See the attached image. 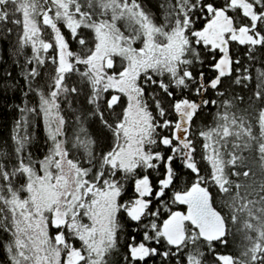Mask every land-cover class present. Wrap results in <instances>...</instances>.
Instances as JSON below:
<instances>
[{
    "label": "trees",
    "instance_id": "trees-1",
    "mask_svg": "<svg viewBox=\"0 0 264 264\" xmlns=\"http://www.w3.org/2000/svg\"><path fill=\"white\" fill-rule=\"evenodd\" d=\"M243 1L251 5L248 10L231 0H62L65 18L53 15L51 0L37 1L35 19L39 22L48 9L56 17L60 42L72 54L56 104L63 149L71 156L76 146L83 147L85 179L99 189L109 183L117 189L112 241L98 264H264V16L253 19L248 13L260 14L264 0ZM11 4L0 11V264H29L16 205L27 197L21 167L38 166L50 146L40 96L56 88V40L39 25L41 42L49 47L35 56ZM219 12L233 30H249L259 40L237 41L223 34L224 46L217 43L210 34ZM66 19L76 24L73 31ZM148 31L155 53L181 32L176 58L142 56ZM98 34L116 49L108 58L113 72L121 67L122 54H140L143 60L136 85L149 118L144 148L152 158L149 166L130 172L108 165L122 140L118 125L126 99L106 88L104 79L97 80L88 65ZM223 47L228 74L219 77ZM182 101L194 107L186 123L176 111ZM182 144L188 145L193 168ZM142 178L149 188L145 208L129 215L125 209ZM196 183L209 192L224 235L208 242L187 231L180 247L171 248L159 226L177 208L173 195ZM83 220L78 211L72 230H48L63 237L62 257L67 248L80 249L77 230Z\"/></svg>",
    "mask_w": 264,
    "mask_h": 264
},
{
    "label": "rangeland",
    "instance_id": "rangeland-1",
    "mask_svg": "<svg viewBox=\"0 0 264 264\" xmlns=\"http://www.w3.org/2000/svg\"><path fill=\"white\" fill-rule=\"evenodd\" d=\"M8 1L12 2L11 6L13 5L20 15L23 40L31 48L33 54L37 56L39 52L47 50L49 44L41 42L43 32L39 26L40 21L38 22L34 17L38 12L35 10L38 7V0H0V11ZM51 3L55 7L53 15L65 18L62 0H51ZM232 3L240 5L243 11L248 10L251 6L243 0H231ZM4 9L2 8V11ZM248 13L253 19L264 16V10L260 14ZM42 14L43 12L40 13V16ZM50 15L54 22L52 29L49 30L56 40L57 66L53 84L56 85V88L53 87L50 92L40 96L43 122L50 146L38 166L21 167L27 180V197L16 205L19 213L18 222L19 224L23 223V233L26 236L23 246L28 253L26 261L29 264H98L103 250L112 241L117 189L113 183L106 184L99 189L85 179L86 172L83 168L88 169V167H86V153L83 147L76 146V149L72 150L71 156L63 149L62 121L57 114L56 104L61 75L70 70L72 54L66 43L60 42L56 17ZM223 19H220L219 25L225 24ZM66 26L70 31H73L76 24L67 22ZM225 28L227 29H224L226 30L224 32L220 27L219 33L223 46L225 43L223 34H226V39L231 38L250 43L260 38L257 34L251 35L249 30H233L231 26ZM147 29L149 30L148 27ZM181 35V32L178 35H172L170 41L155 53L156 49L152 45L148 31L144 51L140 54L144 57H152L154 54L153 57L156 56L162 60L167 57L166 60L171 61L176 58L183 43ZM210 36L215 37L214 34H210ZM96 37L95 48L87 56L89 58L87 59L88 65L94 70L97 80L103 81L104 79L106 88L123 94L126 99L124 112L118 125L122 140L119 147L109 156L108 165L110 168H118L126 172L132 171L138 165L149 166L152 155L144 148L149 137V118L140 97V90L136 85L138 68L143 65L141 55L139 54L140 60L136 55L122 54L124 61L121 63V67L113 72L110 56L116 53V49L105 35L98 34ZM203 37L205 38V36ZM210 39L212 38L207 41L209 42ZM193 110L194 107L190 103L179 102L176 111L179 114L180 122L186 123ZM182 129H177L180 143L185 141L183 132H180ZM182 146L186 154V163L193 168L189 150H187L188 145L182 144ZM135 189L137 196L125 209L129 215L142 213L146 205L145 196L149 193V188L143 178L135 182ZM78 211H82L84 217L83 223L77 230L80 249L70 250L67 248L62 257L61 254L65 249L63 237L60 233L55 235L49 233L48 230L52 228V232H55L64 226L72 230V219H75ZM135 251V254H139L141 248L138 247Z\"/></svg>",
    "mask_w": 264,
    "mask_h": 264
},
{
    "label": "water",
    "instance_id": "water-1",
    "mask_svg": "<svg viewBox=\"0 0 264 264\" xmlns=\"http://www.w3.org/2000/svg\"><path fill=\"white\" fill-rule=\"evenodd\" d=\"M53 22L46 10L41 17L42 27L52 29ZM228 63L229 60L223 48L222 58L218 63V68L223 76L228 74ZM173 200L177 206H185L186 213L175 210L161 222L160 235L170 247L178 246L185 238L183 220H187L192 226L197 228L200 239L210 242L221 239L224 234L222 219L211 208L210 195L201 185H191L187 191L175 194ZM205 214L209 217L208 225H196V221Z\"/></svg>",
    "mask_w": 264,
    "mask_h": 264
},
{
    "label": "flooded vegetation",
    "instance_id": "flooded-vegetation-1",
    "mask_svg": "<svg viewBox=\"0 0 264 264\" xmlns=\"http://www.w3.org/2000/svg\"><path fill=\"white\" fill-rule=\"evenodd\" d=\"M223 20L225 21V19H223ZM219 21H220V19L219 20L217 19V21L215 23V32L213 34L215 35V37H217V43L221 44V41H220L221 36H220L219 33H220L221 29L222 30L227 29V28H225L227 26H226V24L219 25V23H218ZM220 27H221V29H220ZM225 31L226 30H224V32ZM223 39H224V36H223ZM175 210L181 211L184 214L186 213V207L183 206V205L182 206H177V208ZM208 221H209V217L207 216V214H205V215L201 216L198 221H196V225H200L201 224V225H206L207 226L208 225ZM182 223H183L185 229H189L190 228L191 224L187 220H183ZM191 227H192V225H191ZM193 228L196 229L195 226H193L192 229ZM186 236H187V232L185 233V238H186ZM185 238H184V240H185Z\"/></svg>",
    "mask_w": 264,
    "mask_h": 264
},
{
    "label": "bare ground",
    "instance_id": "bare-ground-1",
    "mask_svg": "<svg viewBox=\"0 0 264 264\" xmlns=\"http://www.w3.org/2000/svg\"><path fill=\"white\" fill-rule=\"evenodd\" d=\"M45 11H46V10H45ZM45 11H44V12H45ZM47 11H48V13H50L48 9H47ZM44 12H43V14H44ZM43 14H42V16H43ZM218 14H219V15H218V18H217V19H218V20H219V19H222V18H223V17H222V16H223L222 12H219ZM42 16H40V18H39V20H40V25H41V17H42ZM50 16H51V15H50ZM224 22H225V21H224ZM41 26H42V25H41ZM48 30H49V29H48ZM218 71H219V75H218V76H219V77H220V76H223V75L221 74V72H220L219 69H218ZM196 184H197V183H196ZM199 185H200V184H199ZM201 186H202V185H201ZM202 187H203V186H202ZM203 188H204V187H203ZM204 189L206 190V188H204ZM187 190H188V189H187ZM187 190H186V191H187ZM206 191H207V190H206ZM183 192H185V191H183ZM183 192H177V193H183ZM207 192H208V191H207ZM177 193H175V194H177ZM208 193H209V192H208ZM175 194H174V195H175ZM174 195H173V196H174ZM209 195H210V194H209ZM173 201H174V200H173ZM175 205H176V204H175ZM210 205H211V201H210ZM176 206H177V205H176ZM211 208L213 209L212 205H211ZM213 210H214V209H213ZM173 211H175V210H173ZM173 211H172V212H173ZM214 211H215V210H214ZM170 213H171V212H170ZM170 213H169V214H170ZM160 225H161V224H160ZM192 227H193V226H192ZM192 227H191V225H190V228H189V229H185V227H184V225H183V231H184L185 233H186L187 231H188V232H189V231H191V232H195V233L197 234V236L199 237V234H198V230H197V228H196V229H194V228L192 229ZM159 234H160V226H159ZM223 235H224V234H223ZM160 236H161V235H160ZM222 237H223V236H222ZM222 237H221V239H222ZM161 238H162V236H161ZM162 239H163V238H162ZM163 241H164V239H163ZM204 241H205V240H204ZM217 241H218V240H217ZM164 242H165V241H164ZM208 242H210V241H208ZM212 242H213V241H212ZM182 243H183V242H182ZM182 243H181V244H182ZM181 244H179L177 247H174V248H178V247H180ZM171 248H173V247H171Z\"/></svg>",
    "mask_w": 264,
    "mask_h": 264
},
{
    "label": "snow or ice",
    "instance_id": "snow-or-ice-1",
    "mask_svg": "<svg viewBox=\"0 0 264 264\" xmlns=\"http://www.w3.org/2000/svg\"><path fill=\"white\" fill-rule=\"evenodd\" d=\"M166 255V254H165Z\"/></svg>",
    "mask_w": 264,
    "mask_h": 264
}]
</instances>
